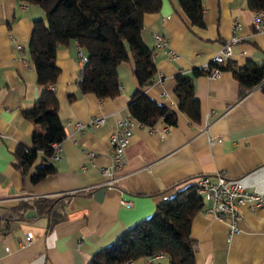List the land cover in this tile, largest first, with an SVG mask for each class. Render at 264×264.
Returning <instances> with one entry per match:
<instances>
[{"label":"crops","instance_id":"0c3cea01","mask_svg":"<svg viewBox=\"0 0 264 264\" xmlns=\"http://www.w3.org/2000/svg\"><path fill=\"white\" fill-rule=\"evenodd\" d=\"M202 1L203 25L192 22L179 0H162L159 10L145 13L142 36L157 65L146 91L174 107L177 119L168 123L160 118L154 128L136 120L124 162L112 168L114 182L108 184L110 175L102 166L112 164L111 132L131 115L128 104L139 86L133 60L119 65L120 92L99 98L80 87L81 53L87 57L86 49L74 39L58 46L60 73L54 88L66 136L60 155L48 156L56 171L33 181L44 150L26 173L16 165V150L32 145L35 123L23 110L34 104L42 86L29 41L35 19L46 13L37 3L0 0V264H88L96 250L203 173L214 176L226 169L247 189L264 193V82L241 93L232 67H223L218 76L194 73L234 34L239 39L232 43L225 64L263 62L264 29L255 28V9L248 0ZM157 31L169 38L177 57L156 47ZM179 72L194 74L200 121L179 109L175 92ZM98 116L104 119L91 121ZM78 119L87 122L85 128L76 126ZM218 136L222 139L210 141ZM61 195L62 218L54 222L36 201ZM208 203L204 201L192 221L198 263L264 264V203L241 205V231L231 238L227 221L204 210ZM28 231L33 239L22 243ZM132 264L171 263L167 254H159L137 257Z\"/></svg>","mask_w":264,"mask_h":264},{"label":"trees","instance_id":"16d2710c","mask_svg":"<svg viewBox=\"0 0 264 264\" xmlns=\"http://www.w3.org/2000/svg\"><path fill=\"white\" fill-rule=\"evenodd\" d=\"M40 4L45 17H38L30 36L29 49L34 63L41 94L34 104L24 108L35 127L32 145H20L16 150V165L26 173L44 150L42 161L34 169L31 179L39 181L56 171L48 156L53 143L66 136L65 123L58 111L59 99L54 87L60 73L57 48L74 39L87 51L81 70L80 87L99 98L113 97L120 92L119 65L133 60L139 86L128 107L131 115L153 126L160 118L175 123L177 110L152 98L146 91L156 76L154 51L142 36L144 15L159 10L162 0H26ZM193 23L204 24L202 0H179ZM254 9L264 8V0H248ZM232 67L241 93L264 78V61L248 60L240 67ZM205 71L196 68L194 73ZM175 92L179 109L195 121L201 120V102L195 92L194 74L179 72ZM64 195L40 197L36 205L46 211L55 222L62 218L58 212ZM203 195L196 181L180 188L173 196L160 200L148 217L124 229L117 238L96 250L88 264H127L140 256L167 254L171 264H199L197 241L191 228L194 216L202 209ZM52 221V222H53Z\"/></svg>","mask_w":264,"mask_h":264},{"label":"built area","instance_id":"2783aa9c","mask_svg":"<svg viewBox=\"0 0 264 264\" xmlns=\"http://www.w3.org/2000/svg\"><path fill=\"white\" fill-rule=\"evenodd\" d=\"M253 21L256 29H264V8L255 9ZM12 37L14 38V35H12ZM154 38L156 40L157 48H165L170 51L174 57L179 55L178 52L169 47V38L163 32H155ZM238 39V35H232L229 40L223 43L221 49L213 54L210 60L201 65V68H203L210 76H218L223 69L221 64L226 62L232 55V43ZM81 55L82 60L80 66L82 70L87 57L82 53ZM260 82H264V78ZM49 85L54 87L53 83H50ZM103 119V116H98L91 121L100 122ZM75 124L78 128L83 129L85 128L87 122L78 119L75 120ZM135 124L136 119L133 116L128 115L122 118L118 122L117 127L111 132L110 142L113 152L112 164L102 166V171L105 174L110 175L107 181L108 184H112L114 182L112 168L121 166L124 162L125 148L130 141ZM152 128H154V126H152ZM221 139V136L211 137L210 141L213 142ZM61 148V141L54 142L53 151L49 155V159L58 157L60 155ZM195 181L197 183L198 191L203 195L204 201H209V203L204 206V210L216 218L227 221L229 227L228 234L230 238L241 231V205L248 203L250 206L255 207L264 203L263 192L247 189L238 178L230 176L226 169L217 171L214 176L207 173L200 174L197 176ZM32 239L33 234L28 231L25 234V239L22 243L30 242ZM127 264H132V261H128Z\"/></svg>","mask_w":264,"mask_h":264}]
</instances>
